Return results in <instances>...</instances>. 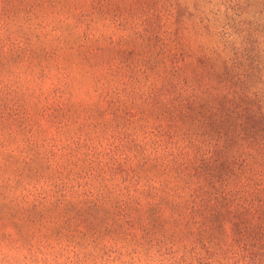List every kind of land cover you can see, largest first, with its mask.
Listing matches in <instances>:
<instances>
[{"label": "rangeland", "instance_id": "374dc122", "mask_svg": "<svg viewBox=\"0 0 264 264\" xmlns=\"http://www.w3.org/2000/svg\"><path fill=\"white\" fill-rule=\"evenodd\" d=\"M0 264H264V0H0Z\"/></svg>", "mask_w": 264, "mask_h": 264}]
</instances>
